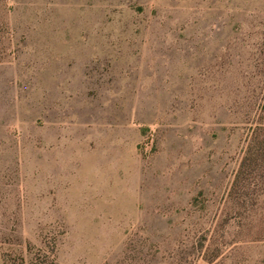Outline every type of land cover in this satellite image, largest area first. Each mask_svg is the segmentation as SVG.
<instances>
[{"label":"rangeland","instance_id":"374dc122","mask_svg":"<svg viewBox=\"0 0 264 264\" xmlns=\"http://www.w3.org/2000/svg\"><path fill=\"white\" fill-rule=\"evenodd\" d=\"M264 0H0V264H264Z\"/></svg>","mask_w":264,"mask_h":264},{"label":"trees","instance_id":"16d2710c","mask_svg":"<svg viewBox=\"0 0 264 264\" xmlns=\"http://www.w3.org/2000/svg\"><path fill=\"white\" fill-rule=\"evenodd\" d=\"M264 148L263 142L257 139L256 135H253L246 150V154L241 161L239 169L237 171V175L234 181V185L237 184L238 180L240 179V175L244 173L247 169L252 167L255 163L259 154H261V150ZM23 264V263H22Z\"/></svg>","mask_w":264,"mask_h":264}]
</instances>
